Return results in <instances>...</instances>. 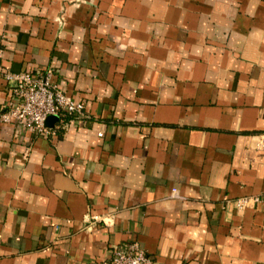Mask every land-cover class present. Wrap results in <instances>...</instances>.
Listing matches in <instances>:
<instances>
[{
  "label": "crops",
  "instance_id": "crops-1",
  "mask_svg": "<svg viewBox=\"0 0 264 264\" xmlns=\"http://www.w3.org/2000/svg\"><path fill=\"white\" fill-rule=\"evenodd\" d=\"M46 71L84 115L0 123V264H264V0H0V112Z\"/></svg>",
  "mask_w": 264,
  "mask_h": 264
},
{
  "label": "built area",
  "instance_id": "built-area-1",
  "mask_svg": "<svg viewBox=\"0 0 264 264\" xmlns=\"http://www.w3.org/2000/svg\"><path fill=\"white\" fill-rule=\"evenodd\" d=\"M52 72L6 74L9 85V103L0 112V123L17 127L42 139H55L57 131L64 127L66 120L84 115V104L66 96L51 82ZM50 117H56V124L46 125ZM237 213L248 207L264 204V193L255 197H244L232 202ZM101 264H150V257L137 242H127L114 250L110 259Z\"/></svg>",
  "mask_w": 264,
  "mask_h": 264
},
{
  "label": "water",
  "instance_id": "water-1",
  "mask_svg": "<svg viewBox=\"0 0 264 264\" xmlns=\"http://www.w3.org/2000/svg\"><path fill=\"white\" fill-rule=\"evenodd\" d=\"M54 121H57V118L56 117H50V118L47 119L46 125L47 126L51 125V124H53Z\"/></svg>",
  "mask_w": 264,
  "mask_h": 264
}]
</instances>
